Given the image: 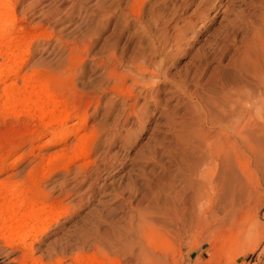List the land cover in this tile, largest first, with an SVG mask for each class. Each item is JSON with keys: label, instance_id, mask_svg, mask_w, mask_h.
<instances>
[{"label": "rangeland", "instance_id": "rangeland-1", "mask_svg": "<svg viewBox=\"0 0 264 264\" xmlns=\"http://www.w3.org/2000/svg\"><path fill=\"white\" fill-rule=\"evenodd\" d=\"M12 2L18 24L8 35L28 44L19 76L51 81L57 99L83 121L73 115L66 138L56 140L26 114V102L18 113L0 111V183L6 186L0 194L17 187L56 210L41 216L46 222L36 238L29 233V247L21 245L27 226L21 236L15 228L19 238L5 231L15 242L0 239V264H126L112 235L138 212L152 218L165 257L160 264H264V160L250 169V192L234 222H222V210L212 215L205 205L208 213L183 234L163 216L171 186L186 173L175 119L188 99L177 88L205 87L264 51V0ZM149 61L162 62L170 81L144 76L137 86L142 94L127 96L125 84L146 72L133 63ZM77 135L88 143L85 154L73 158ZM24 211L0 220V227ZM29 251L32 259L25 257Z\"/></svg>", "mask_w": 264, "mask_h": 264}, {"label": "bare ground", "instance_id": "bare-ground-1", "mask_svg": "<svg viewBox=\"0 0 264 264\" xmlns=\"http://www.w3.org/2000/svg\"><path fill=\"white\" fill-rule=\"evenodd\" d=\"M17 24L12 0H0V111L4 114L11 110L12 114L18 113L20 105L26 102V114L56 140H63L67 136L64 130L66 123L73 115L81 122L83 115L81 112H69L68 104L59 101L51 91V81L38 78L35 74L19 76L28 44L23 43L21 35H8ZM246 60L245 63L234 64L233 71L224 77H211L205 87L192 92L182 85L177 88L176 92H181L191 102L185 100L187 107L184 105L185 110L175 119L186 173L180 184L171 186L163 216L174 224V230L179 233L186 234L193 224L201 220L204 212L208 213V210L204 211L205 205L211 207L212 215L222 210V222L226 218L229 224L234 222L250 192V169L258 168L264 160V51ZM133 65L136 70L146 72H138L137 76H132L131 83L125 84L122 92L127 96L142 94L137 86L144 76L155 77L160 82L170 81L161 69L162 62H134ZM19 79L22 85L18 84ZM256 105L260 107L259 118L253 116ZM75 130L74 134H77ZM42 134V131L36 130L35 135L40 137ZM87 143V136L77 135L72 157L83 156ZM61 154L50 160H57ZM5 187L0 183V193ZM9 191L0 194V220L16 219L20 209L25 211L20 214L19 220L0 227V239L4 240V245H11L15 238L5 236V231L9 235L18 231L20 234L27 226L28 230L22 233L21 245L29 247V233L32 232L36 238L42 230L41 225L46 222L41 216L56 214V210L39 205L35 200L30 201L17 187H11ZM20 195L21 201H14ZM4 212L8 216L2 214ZM147 214L138 212L130 218L128 216V223L112 235L115 253L117 256L120 254L126 264H160L165 258L160 255L152 218ZM52 220L49 218V221ZM15 228H18L17 232ZM25 257L32 259V251L27 252ZM82 264H94V261L86 259Z\"/></svg>", "mask_w": 264, "mask_h": 264}]
</instances>
